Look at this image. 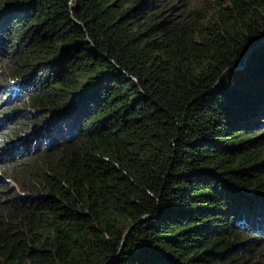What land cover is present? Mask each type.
I'll list each match as a JSON object with an SVG mask.
<instances>
[{"label":"trees","instance_id":"16d2710c","mask_svg":"<svg viewBox=\"0 0 264 264\" xmlns=\"http://www.w3.org/2000/svg\"><path fill=\"white\" fill-rule=\"evenodd\" d=\"M0 60V264H264V0H0Z\"/></svg>","mask_w":264,"mask_h":264},{"label":"rangeland","instance_id":"374dc122","mask_svg":"<svg viewBox=\"0 0 264 264\" xmlns=\"http://www.w3.org/2000/svg\"><path fill=\"white\" fill-rule=\"evenodd\" d=\"M3 63L4 62L0 60V70L4 71L3 79H2V77H0V84H5L6 79L8 77L11 78V75L13 74L12 72H10V70H7V67ZM1 64H3L4 67ZM13 109L16 110V109H27V108H26V104L22 100L17 98L15 91L13 92V90H10L9 93H6V90H4L3 88H0V116H2L5 113H9ZM6 120H7V118H6ZM6 120H4V121H6ZM14 122H18V124L20 125V128L22 130H24L25 132H30V134H27L26 136H23V137H21V136L16 137V134H14L13 132L11 133L9 131H7L8 134H2V132L4 130L10 129L9 128L10 126L4 127L3 124L0 123V154L1 153H7V151L5 150L6 147H3V146H7V149L10 152H13L14 154H21L20 157L23 158L25 155H27L26 153L35 152V150L32 151V147L36 144L34 136L38 137V131L39 130H37V129L35 130V129L30 128V125L32 123V119H29V118L22 119V118L16 117V119H14ZM18 132L21 135L24 134L21 131H18ZM18 139H22L21 140L22 145L21 146H19L18 144L13 145L14 143L17 142L16 140H18ZM43 147H45L44 138H40L38 141V147L37 148L41 149ZM7 184L8 185H6V186H8V188H12V189L15 188L16 189V185L14 184V182L12 180H7ZM18 191L20 192L21 188H19Z\"/></svg>","mask_w":264,"mask_h":264},{"label":"water","instance_id":"95a60500","mask_svg":"<svg viewBox=\"0 0 264 264\" xmlns=\"http://www.w3.org/2000/svg\"><path fill=\"white\" fill-rule=\"evenodd\" d=\"M246 53H248V50H247V52ZM241 64H242V62L238 65V66H241ZM237 66H235L234 68H236ZM108 261H106L104 264H106Z\"/></svg>","mask_w":264,"mask_h":264}]
</instances>
